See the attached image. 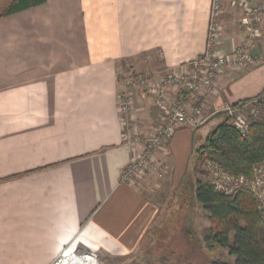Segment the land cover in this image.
<instances>
[{
    "label": "crops",
    "instance_id": "1",
    "mask_svg": "<svg viewBox=\"0 0 264 264\" xmlns=\"http://www.w3.org/2000/svg\"><path fill=\"white\" fill-rule=\"evenodd\" d=\"M234 1L223 0L219 18L217 49L226 54L246 37L238 23L248 4ZM211 5L46 0L0 17V264H53L79 251L124 261L150 244L158 207L144 178L122 181L139 148L124 143L118 96L130 93L138 131L153 132L162 113L156 95L121 79L183 71L205 50ZM261 27L250 51L262 62L226 69L210 94L173 89L166 99L213 114L261 95L264 15ZM191 137L179 127L156 151L172 181L186 170Z\"/></svg>",
    "mask_w": 264,
    "mask_h": 264
},
{
    "label": "built area",
    "instance_id": "2",
    "mask_svg": "<svg viewBox=\"0 0 264 264\" xmlns=\"http://www.w3.org/2000/svg\"><path fill=\"white\" fill-rule=\"evenodd\" d=\"M223 0H212L209 29L204 52L192 59L185 65L183 71L171 72L161 76L147 75L142 73H131L124 75L122 81L126 85H136L143 93L157 96V104L162 113V123L153 132L145 133L138 131L135 126L136 112L133 107L132 98L128 91H123L118 96L119 111L125 124L124 143L139 152L132 158L130 164L122 173V181L128 182L138 172L148 167L153 158L154 151L160 147L167 137L172 136L179 127L198 126L205 121L200 120L202 116L201 107H190L184 100L169 102L166 94L173 89L183 90L195 95H207L214 91L217 80L228 68L245 69L257 64L260 58L250 53V42L260 35L257 24L261 20L264 4L259 8L249 9L245 19L248 35L237 45L230 54L220 52L217 47L221 38L220 14L222 12ZM260 101L264 102V91L244 105H253ZM231 122L243 134H246L258 116L253 112L250 116L238 115L237 108L226 106ZM209 180L215 188L225 194H232L239 189L252 192L257 200L258 207L264 217V159L253 166L250 177L231 173L218 163L207 160L203 164ZM86 254L98 258L95 251ZM68 254L65 253V256ZM63 260L59 258L53 264Z\"/></svg>",
    "mask_w": 264,
    "mask_h": 264
},
{
    "label": "rangeland",
    "instance_id": "3",
    "mask_svg": "<svg viewBox=\"0 0 264 264\" xmlns=\"http://www.w3.org/2000/svg\"><path fill=\"white\" fill-rule=\"evenodd\" d=\"M237 1L242 4L244 3L245 5L246 3L248 4V6L246 5V14L238 23L241 31H243L245 35H248V30L245 26V19L248 10L259 8L262 4L260 1L252 4H249L247 0ZM12 2L13 0H0V13L4 11ZM263 15L264 14L262 13L261 20L257 24L260 35L251 40L249 49H251L252 42L263 35L261 27ZM244 39L245 37H243V39H239L233 50L237 47V45L242 43ZM250 53L252 52L250 51ZM259 58V61L254 66L263 61L261 57ZM237 70L241 69L237 68ZM227 105H225L223 110L219 112L224 111V113L227 114L225 110ZM193 106L196 107L197 105ZM231 106L234 107V105ZM234 108L240 110L237 113L243 117L250 116L253 112L256 113L255 115H257L258 118L260 116L264 117V106H258V103L256 102L251 106L243 104ZM219 115L221 116L218 112L213 114L208 111L202 112L200 120L205 122L198 126H190L192 137L189 153L186 159L187 166L185 172L180 177V180H171V169L167 160L163 159L158 162L156 161V151L160 150L165 152L167 150V147L164 146L165 142L154 151L153 158L151 159L152 161L148 167L138 172L137 175L133 176L130 180L132 181L138 177L140 179L144 178L145 181L142 186L143 190L158 207L157 221L150 229L151 242L142 250L141 253L136 254L134 258H131L130 260L124 261L107 258L99 253H97L98 258L96 259L94 256L86 254L90 251H79L76 252V255L89 256L96 264H210L216 259H222L233 263L235 258L229 253L228 249L217 246L215 252L210 250L211 244L205 240V237L214 231L216 221L212 219L202 206L194 199V191L192 187L196 178H204L201 173L199 174L194 170V166L196 164L194 149L198 148V146H200L205 140L208 133L215 128L219 119L214 121L212 119ZM224 117L222 116V119H224ZM229 117L230 119L232 118L231 116ZM187 227H191V230L194 231V236L191 238L188 237L184 230ZM67 254H70V252ZM61 257L64 259L65 253Z\"/></svg>",
    "mask_w": 264,
    "mask_h": 264
},
{
    "label": "trees",
    "instance_id": "4",
    "mask_svg": "<svg viewBox=\"0 0 264 264\" xmlns=\"http://www.w3.org/2000/svg\"><path fill=\"white\" fill-rule=\"evenodd\" d=\"M45 1L13 0L0 13V17L43 4ZM251 100L239 101L234 107ZM259 105L264 106V102H258ZM218 113L226 117L194 149V170L204 178H196L192 187L194 199L216 221L214 231L205 237L211 244L210 250L215 252L217 246L228 249L235 259L233 263L216 259L210 264H264V217L254 194L246 189L225 194L215 188L203 169L204 162L212 160L231 173L250 177L253 166L264 159V117L256 119L249 131L243 134L224 111ZM187 228L184 230L188 237H193L194 231L191 227Z\"/></svg>",
    "mask_w": 264,
    "mask_h": 264
},
{
    "label": "bare ground",
    "instance_id": "5",
    "mask_svg": "<svg viewBox=\"0 0 264 264\" xmlns=\"http://www.w3.org/2000/svg\"><path fill=\"white\" fill-rule=\"evenodd\" d=\"M58 264H96L89 256L81 255L77 256L76 253H70Z\"/></svg>",
    "mask_w": 264,
    "mask_h": 264
}]
</instances>
